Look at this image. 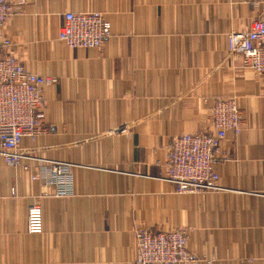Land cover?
<instances>
[{
    "label": "crops",
    "instance_id": "0c3cea01",
    "mask_svg": "<svg viewBox=\"0 0 264 264\" xmlns=\"http://www.w3.org/2000/svg\"><path fill=\"white\" fill-rule=\"evenodd\" d=\"M263 1L12 0L15 53L27 71L58 78L44 90V134L23 146L74 163V192L56 197L32 179L34 159L0 155V264H129L137 229L178 226L194 258L264 264V73L228 54V34ZM70 11L105 13L113 36L102 49L69 48L58 34ZM231 96L244 123L222 143V189L176 193L164 178L170 141L209 131L214 100ZM34 203L44 210L36 234Z\"/></svg>",
    "mask_w": 264,
    "mask_h": 264
},
{
    "label": "built area",
    "instance_id": "2783aa9c",
    "mask_svg": "<svg viewBox=\"0 0 264 264\" xmlns=\"http://www.w3.org/2000/svg\"><path fill=\"white\" fill-rule=\"evenodd\" d=\"M17 13L12 0H0V155L7 163L21 165L24 159L36 161L32 179L51 187L56 197L74 192L75 166L72 162L33 157L23 140H37L44 134V90L58 78L27 71L15 53V42L5 32L7 22ZM113 36L112 24L100 11L66 12L58 39L71 49H102ZM243 54V66L264 73V1L246 29L228 34V54ZM207 132L182 133L175 136L166 150L165 179L178 194H197L221 190L218 165L226 157L221 154L223 141L229 133L238 136L244 118L235 96L217 97L208 118ZM29 169V164H23ZM17 194L16 186L12 188ZM48 195V193H43ZM27 229L30 233L44 230V210L40 203L29 206ZM137 252L129 264H197L214 259L194 258L188 249L189 230L178 226L155 231L141 227L135 231Z\"/></svg>",
    "mask_w": 264,
    "mask_h": 264
}]
</instances>
